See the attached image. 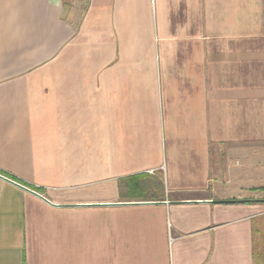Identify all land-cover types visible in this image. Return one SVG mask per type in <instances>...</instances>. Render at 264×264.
Segmentation results:
<instances>
[{
    "label": "crops",
    "instance_id": "obj_1",
    "mask_svg": "<svg viewBox=\"0 0 264 264\" xmlns=\"http://www.w3.org/2000/svg\"><path fill=\"white\" fill-rule=\"evenodd\" d=\"M0 264H264V0H0Z\"/></svg>",
    "mask_w": 264,
    "mask_h": 264
},
{
    "label": "rangeland",
    "instance_id": "obj_2",
    "mask_svg": "<svg viewBox=\"0 0 264 264\" xmlns=\"http://www.w3.org/2000/svg\"><path fill=\"white\" fill-rule=\"evenodd\" d=\"M80 10H82V7H80ZM79 10V14H81V11Z\"/></svg>",
    "mask_w": 264,
    "mask_h": 264
},
{
    "label": "built area",
    "instance_id": "obj_3",
    "mask_svg": "<svg viewBox=\"0 0 264 264\" xmlns=\"http://www.w3.org/2000/svg\"><path fill=\"white\" fill-rule=\"evenodd\" d=\"M151 172H153V171H151Z\"/></svg>",
    "mask_w": 264,
    "mask_h": 264
}]
</instances>
